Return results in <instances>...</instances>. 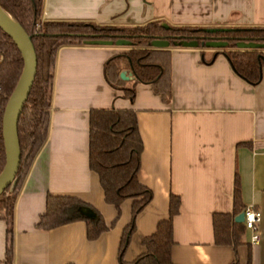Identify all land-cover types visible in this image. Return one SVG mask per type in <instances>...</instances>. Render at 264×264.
I'll use <instances>...</instances> for the list:
<instances>
[{
	"label": "crops",
	"instance_id": "1",
	"mask_svg": "<svg viewBox=\"0 0 264 264\" xmlns=\"http://www.w3.org/2000/svg\"><path fill=\"white\" fill-rule=\"evenodd\" d=\"M49 21H93L130 26L162 20L203 26L264 25V0H45ZM129 48L67 46L59 50L48 141L18 198L13 222L14 264H120L133 200L121 214L109 205L99 176L90 168L89 124L93 109H135L144 142L140 181L153 192L139 214L124 260L136 261L143 242L169 218L170 197L181 198L174 218V264H264V66L261 82L241 77L214 48L169 49V102L149 83H138L134 100L105 77L110 60L120 63L127 85ZM264 55V53H263ZM117 63V64H118ZM246 208L262 213L260 242L246 231L238 247L218 246L213 217L233 210L235 177ZM76 197L96 209L109 230L89 241L84 222L50 231L36 229L47 196ZM0 212V264H6L9 226Z\"/></svg>",
	"mask_w": 264,
	"mask_h": 264
},
{
	"label": "trees",
	"instance_id": "2",
	"mask_svg": "<svg viewBox=\"0 0 264 264\" xmlns=\"http://www.w3.org/2000/svg\"><path fill=\"white\" fill-rule=\"evenodd\" d=\"M0 7L10 14L32 36L38 56V69L28 100L24 104L18 123L22 152L21 165L13 185L0 197V212L5 213L7 232L6 264H14L13 222L18 198L31 169L45 147L51 123V109L55 84L57 55L67 46H86L89 40L127 39L131 41L126 58L135 82L127 85L121 78V67L113 60L105 65L107 82L134 100L138 83H149L156 95L169 102L172 95L171 60L169 49L177 39L200 42L228 41L226 48L216 49L231 62L235 71L253 85L261 82L264 66V48H239L238 42L264 43V25L203 26L196 24H169L162 20L144 24L119 26L93 21H49L44 18L45 0H0ZM210 28H222L209 31ZM155 38L169 40L168 48H155ZM24 60L14 40L0 27V175L6 166V148L3 136V116L23 73ZM144 142L135 109L100 108L90 112L89 161L90 168L101 182L105 200L116 207L133 200L132 220L125 229L119 252L120 264H174L172 250L174 218L179 215L181 198L170 197L169 218L158 225L157 232L144 240L145 252L134 262L124 260L125 253L136 231V220L152 202L153 192L140 181L141 158ZM84 210L92 215L87 216ZM247 208L243 204L241 181L235 177L233 210L228 214H215L213 226L218 246L238 247L245 234L244 224L236 217ZM84 222L89 241H96L109 230L104 217L93 207L76 197L47 196L46 212L40 217L36 229L50 231L68 224ZM233 264H240L235 261Z\"/></svg>",
	"mask_w": 264,
	"mask_h": 264
},
{
	"label": "water",
	"instance_id": "3",
	"mask_svg": "<svg viewBox=\"0 0 264 264\" xmlns=\"http://www.w3.org/2000/svg\"><path fill=\"white\" fill-rule=\"evenodd\" d=\"M10 15V14H9ZM4 9L0 7V27L14 40L20 49L23 60L24 69L22 77L10 98L9 103L3 116V136L6 148V166L0 175V197L13 185L16 180L21 160L22 152L19 142L18 123L20 115L23 111L24 104L28 100L38 69V56L35 46L25 29L14 19H11ZM13 18V17H12ZM222 28H210L209 31H217ZM88 44L92 45H131V41L127 39L114 40H89ZM172 43L167 39L155 38L151 42V46L155 48H168ZM174 46H182L186 48L208 47L214 49L226 48L230 45L228 41L209 40L200 42L197 39H177L173 41ZM239 48H264V43L241 41L237 43ZM126 73L121 72V78L126 79ZM84 214L91 216L92 214L84 210ZM245 213H241L236 217V223L243 224Z\"/></svg>",
	"mask_w": 264,
	"mask_h": 264
},
{
	"label": "built area",
	"instance_id": "4",
	"mask_svg": "<svg viewBox=\"0 0 264 264\" xmlns=\"http://www.w3.org/2000/svg\"><path fill=\"white\" fill-rule=\"evenodd\" d=\"M244 213L245 220L243 224L245 225L246 230L252 233V243L258 244L261 239L259 228L262 221V213L255 207L247 208Z\"/></svg>",
	"mask_w": 264,
	"mask_h": 264
},
{
	"label": "rangeland",
	"instance_id": "5",
	"mask_svg": "<svg viewBox=\"0 0 264 264\" xmlns=\"http://www.w3.org/2000/svg\"><path fill=\"white\" fill-rule=\"evenodd\" d=\"M121 47H122V48H129V45H122ZM116 63H118V62H116ZM118 65L121 67L120 63H118ZM122 65H125L126 67L130 68V66H129V60L126 59V62H124V64H122ZM130 70H131V69H130ZM131 71H132V70H131Z\"/></svg>",
	"mask_w": 264,
	"mask_h": 264
},
{
	"label": "bare ground",
	"instance_id": "6",
	"mask_svg": "<svg viewBox=\"0 0 264 264\" xmlns=\"http://www.w3.org/2000/svg\"><path fill=\"white\" fill-rule=\"evenodd\" d=\"M7 13V12H6ZM8 14V13H7ZM9 15V14H8ZM9 17H11L10 15H9ZM11 19H13L12 17H11Z\"/></svg>",
	"mask_w": 264,
	"mask_h": 264
}]
</instances>
